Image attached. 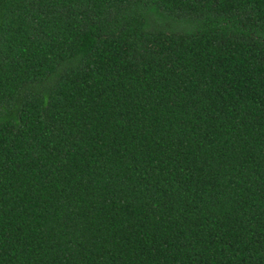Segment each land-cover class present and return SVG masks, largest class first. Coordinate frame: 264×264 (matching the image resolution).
<instances>
[{"label": "trees", "instance_id": "trees-1", "mask_svg": "<svg viewBox=\"0 0 264 264\" xmlns=\"http://www.w3.org/2000/svg\"><path fill=\"white\" fill-rule=\"evenodd\" d=\"M0 264H264V0H0Z\"/></svg>", "mask_w": 264, "mask_h": 264}]
</instances>
